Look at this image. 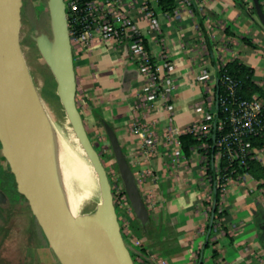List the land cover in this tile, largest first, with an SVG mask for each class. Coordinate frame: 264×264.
I'll use <instances>...</instances> for the list:
<instances>
[{"label": "crops", "instance_id": "crops-1", "mask_svg": "<svg viewBox=\"0 0 264 264\" xmlns=\"http://www.w3.org/2000/svg\"><path fill=\"white\" fill-rule=\"evenodd\" d=\"M125 2L151 57L159 61L165 56L175 66L171 101L175 126L199 118L195 107L208 97L219 69L226 64L236 62L248 68L259 89L253 96L264 100V22L254 14L252 0H240V4L235 0H175L172 11H161L157 0ZM259 2L264 13V0ZM146 9L153 12L158 31L150 30L143 17ZM72 50L76 101L83 120L103 135L102 121L111 124L115 133L127 121L132 171L151 223L148 237L137 240L132 235L131 239L145 249L148 264H198L202 250L201 264H264V197L259 198L264 190L257 189L256 181L248 175L227 183L220 203L226 216L222 223L215 221L205 243L213 208L212 173L205 152L191 148L188 156L182 153L173 159V146L164 145L162 139L168 113L160 111L143 119L157 121L159 136L156 150L147 155L129 130L141 77L126 48L95 38L89 46L73 45ZM204 72L206 84L199 79ZM5 162L0 147V171L5 170Z\"/></svg>", "mask_w": 264, "mask_h": 264}, {"label": "water", "instance_id": "water-1", "mask_svg": "<svg viewBox=\"0 0 264 264\" xmlns=\"http://www.w3.org/2000/svg\"><path fill=\"white\" fill-rule=\"evenodd\" d=\"M252 2L257 16L264 22L259 0ZM48 8L53 37L50 40L41 34L36 44L56 80V94L74 136L96 176L99 191L96 210L90 215L73 212L57 186L55 167L59 147L38 101L36 87L18 41V0H0V147L4 159L28 200L45 240L61 264H134L123 239L107 170L77 105V81L66 3L64 0H48ZM218 98L217 78L216 111L219 109ZM217 119L216 114L214 129ZM102 125L132 213L145 226L150 221L149 212L136 177L114 129L106 121H102ZM213 178L215 199L214 173ZM4 201L5 195L0 190V203ZM214 209L213 206L205 243L213 226ZM202 255L203 250L198 264L202 262Z\"/></svg>", "mask_w": 264, "mask_h": 264}, {"label": "built area", "instance_id": "built-area-1", "mask_svg": "<svg viewBox=\"0 0 264 264\" xmlns=\"http://www.w3.org/2000/svg\"><path fill=\"white\" fill-rule=\"evenodd\" d=\"M64 1L72 46L87 47L95 38L114 46H124L129 60L136 66L141 77V86L133 102L129 130L132 135L140 139L147 155L151 156L156 150L159 136L155 130L157 121L143 119L153 112L165 111L168 113L169 122L163 131L162 139L164 145L173 146L172 158L178 159L182 154L180 136L189 134L201 141L192 149L205 152L204 160L208 169L218 175L216 186L221 187V193L230 181L243 180L248 176L245 173L224 178L223 181L219 175L222 162H226L227 167L233 164L242 167L252 160L263 163L264 147L254 142L259 138L264 139V100L257 96H252L250 99L242 98L238 94L239 82L226 71L223 73L221 78L223 93L219 94L218 105L224 118L216 121L215 129L221 133L217 139H214L212 147L216 152L213 153V163H211V155L208 156L207 151L209 145L204 140L211 135L217 113L216 82L209 89L208 97L195 107L199 118L183 127L175 126L172 121L174 106L171 102L172 92L176 87L173 77L175 66L165 56L159 61L151 57L144 36L137 29L125 0H93L84 3H81V0ZM143 17L148 20L150 30L158 31L159 24L152 11L146 9ZM199 79L205 84L208 81L205 72ZM136 180L138 183L137 178ZM115 189L116 193L113 194L115 203L125 214L132 215L123 186L115 185Z\"/></svg>", "mask_w": 264, "mask_h": 264}, {"label": "rangeland", "instance_id": "rangeland-1", "mask_svg": "<svg viewBox=\"0 0 264 264\" xmlns=\"http://www.w3.org/2000/svg\"><path fill=\"white\" fill-rule=\"evenodd\" d=\"M18 23V41L34 86L37 90L59 99L56 94V80L36 44L37 38L41 34H45L50 40L53 37L48 0H18ZM84 123L95 147L103 156L102 161L106 165L113 194H115V185L121 186L122 183L118 179L112 162L108 161L110 156L109 141L102 133L94 132L88 121L84 120ZM116 133L124 155L133 170L129 145L126 140L127 121L122 127L116 129ZM4 169L6 171H0V185H2L0 190L8 200L0 205V264H56V257L40 230L28 200L22 193L13 173L9 167L7 168V163ZM262 197H264L263 191L259 192L260 200ZM117 215L124 226V233H126V227H128V223L133 222V219L128 218L127 220L126 217H123V211L119 207H117ZM126 243L130 246L128 239H126ZM137 263L140 264L138 261Z\"/></svg>", "mask_w": 264, "mask_h": 264}, {"label": "trees", "instance_id": "trees-1", "mask_svg": "<svg viewBox=\"0 0 264 264\" xmlns=\"http://www.w3.org/2000/svg\"><path fill=\"white\" fill-rule=\"evenodd\" d=\"M89 1H93V0H81V3L89 2ZM240 3H241L240 0L236 1V4H240ZM157 4L160 7L161 11H172L175 8L176 2H175V0H157ZM254 14H255V10H254ZM225 71L229 76H231L232 78H234L235 80H237L239 82L240 88L238 90V94L242 98L250 99L256 92H259L258 87L252 82L251 71L248 68L234 62L231 64H226L224 67L219 69L218 79H219V94L220 95H222V93H223L222 87H221V78H222V75ZM216 114L218 115L219 120H222L224 118L223 113L221 112L220 109H218ZM102 119H103L102 117H100V116L98 117V121H99L100 125H101ZM102 130H103V128H102ZM87 132H88V130H87ZM103 132H104V130H103ZM220 133L221 132L218 131L217 129L212 128L211 135L204 140L209 145V148L207 150L208 156H210L212 153V146L214 144L213 135H214V139L215 138L217 139L219 137ZM88 134H89V132H88ZM104 135H105V138L107 139L105 132H104ZM179 140H180V145H181V151L186 156H188L190 154L191 148H193V147H195L201 143V141H198L192 135H189V134L180 136ZM92 143H93V141H92ZM254 143L256 145L264 147V139H261V138L256 139V141ZM93 145H94V143H93ZM94 147H95V145H94ZM95 148L98 151V148L97 147H95ZM214 152H216V150L213 149V153ZM100 158L103 159V156L100 155ZM108 161L112 162L114 169L116 170V173L118 175V179L121 182V179H120L119 173H118V168H117V165L115 163L114 155L112 153L111 148H110V156H109ZM104 166L106 168L105 164H104ZM208 172L212 173L211 181L214 182L213 172L211 171L210 168H209ZM245 173H247L250 177H252V179L254 181H256L257 189H263L264 190V164L260 163L259 161H255V160L249 161V162H247V164L245 166H242V167H239L237 164H233V166L227 167L226 162H222L220 165L219 175L223 178V181H224V178H227L230 176L236 177L237 175H242ZM217 176L218 175L216 174L215 177L217 178ZM109 181H110V177H109ZM112 192H113V190H112ZM210 203H211V207H213V206L215 207L214 218H213V226H214L215 221H216V224L219 222L222 223L223 218L226 216L225 211L220 210L221 187L219 185H217L216 198L214 199L212 197ZM115 207H116V213H117V207H119V206L116 203H115ZM123 217H126L127 220H128V218H131V217H128L124 212H123ZM132 219H133V222L128 223L127 234L124 233V227L122 225V222L119 221L120 225H121V231L123 233V239H124L125 243H126V239H128L130 246H128L127 243H126V246L128 247V249L130 251V254L133 258L134 264H138L136 261L137 257H139L144 262V264H148V259H147L145 249L135 245L132 242L131 236L134 235V237L137 240H140L141 238L144 239V238L148 237L149 233H150L151 223L149 222L148 224L143 226L134 217Z\"/></svg>", "mask_w": 264, "mask_h": 264}, {"label": "bare ground", "instance_id": "bare-ground-1", "mask_svg": "<svg viewBox=\"0 0 264 264\" xmlns=\"http://www.w3.org/2000/svg\"><path fill=\"white\" fill-rule=\"evenodd\" d=\"M36 93L59 147L55 167L57 186L73 212L90 215L98 205L96 176L74 136L60 99L37 89Z\"/></svg>", "mask_w": 264, "mask_h": 264}, {"label": "flooded vegetation", "instance_id": "flooded-vegetation-1", "mask_svg": "<svg viewBox=\"0 0 264 264\" xmlns=\"http://www.w3.org/2000/svg\"><path fill=\"white\" fill-rule=\"evenodd\" d=\"M7 168H8V165H7ZM3 171H6V170H3ZM3 171H2V172H3ZM1 186H2V185H0V187H1ZM7 200H8V199H6V197H5V201H7ZM5 201H4V202H5ZM4 202H3V203H4ZM1 204H2V203H0V205H1Z\"/></svg>", "mask_w": 264, "mask_h": 264}]
</instances>
